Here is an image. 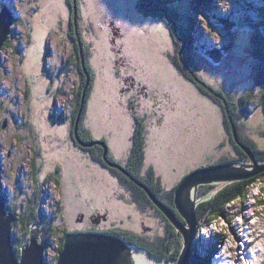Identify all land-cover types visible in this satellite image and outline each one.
Here are the masks:
<instances>
[{
  "label": "rangeland",
  "instance_id": "obj_1",
  "mask_svg": "<svg viewBox=\"0 0 264 264\" xmlns=\"http://www.w3.org/2000/svg\"><path fill=\"white\" fill-rule=\"evenodd\" d=\"M81 2L84 14L93 24L89 30L91 23L84 21L83 28L86 40L91 46L92 41L97 43L92 47L91 59L100 76V80L94 83L96 90L93 89L89 98L84 127L87 129L90 127L95 133L97 129L110 127L114 134L109 145L112 146L116 157L123 159V148L129 144L131 123L135 122L132 113L143 112L139 111L138 107L129 109L127 100L119 98V94L115 97L112 90L116 88L121 90L130 86L128 83L131 82L132 64L142 67L147 73L158 71L153 72L158 90L147 88L146 91L149 117L145 129L155 137L156 145L169 146L170 141V146L172 144L176 146L170 156L164 154L165 149L156 156H150L151 164H144L142 167V176L146 177L152 169L156 178L162 179L161 195L165 196L177 185L175 173L196 166V162H211L212 159L206 160V157L216 152L218 149L216 142L219 139L223 141V145L218 154H215V159L228 157L235 160L236 157H240L235 148L238 145V136L233 133L236 143L229 139L230 129L225 126L223 109L212 98L200 92L193 81L185 75L184 70L186 64H189L190 69L187 67L189 70L196 69L213 87H223L233 92L234 101L239 103L240 96L253 85L256 66L254 53L257 51L252 44L255 30L250 24L260 20L259 12L264 9V0H177L166 7L169 10L167 14L176 21L175 27L166 22H171V19L166 18V11H163L165 8L152 18L143 17L137 9L138 0H81ZM5 5L8 6V12L15 16L16 22L11 26V32L8 34V46L2 48L0 52L1 188L7 195L9 205L17 209L15 211L18 216L25 212L27 198L33 196L35 190H41L43 210L50 215H63L59 216L58 221L52 220L54 226L59 224L62 228L70 226L75 228L74 219L77 216L75 207L67 205L69 193L72 192V183H69L71 181L69 166L68 170L62 171L64 184L49 178V175L55 171L54 164L59 162L57 150L59 152L61 148H67L72 140L70 134L72 122L68 115L71 104L68 103L73 99L75 80L73 68L75 67L69 65L67 61L75 48L71 37L70 5L67 0H0V11ZM226 20L229 21L227 24H231V28L225 26ZM178 30L187 37L188 46L184 54L178 48V43H181ZM216 36H219V40ZM112 39L116 40L115 49H118L119 44L121 48L110 54L109 47L114 43L111 42ZM204 47L218 50L222 61L215 62L204 58L209 56L202 53ZM177 55H181L180 58L183 56L184 60H176ZM101 57H106L109 61L113 60L110 65H106ZM120 59L128 66L125 67ZM190 60L193 63H190ZM181 63L185 65L184 68ZM49 70L53 72L52 77ZM145 83L146 81L136 82L135 87L142 90ZM28 85L31 87L29 98L25 96ZM11 88H15V96L9 95L12 92ZM60 89H63L61 94H59ZM250 91L252 90L248 92ZM130 94H133V91ZM5 98L11 103H3ZM138 101L143 100L140 98ZM139 104L143 105L140 102ZM167 106L168 111L165 112ZM247 108L250 113L238 119L240 133L245 138L253 140L255 147L260 151H264V111L259 104L257 105L256 99L249 102ZM53 110L54 118L57 120L55 122L50 116ZM153 110L157 113L154 114ZM227 111L229 113L230 110ZM26 123L33 127L34 135L27 127L18 128V124L24 126ZM178 137L183 143L177 141ZM201 137H205L206 142L202 151L198 149L200 145L202 146ZM82 138L80 134V139L83 140ZM75 149L71 146V154H74L72 157H80L76 162L80 159L84 161L86 153ZM105 150L103 156L108 160L107 146ZM200 154L197 159H193ZM181 155L184 157L181 158ZM251 160L252 157L249 155L244 162L235 160L231 163L254 165ZM88 164H95L90 166L94 167L99 163L95 161ZM253 168L254 166L244 167L245 170H253ZM172 169H176L177 172H173ZM232 181L235 180L206 183L204 187L202 184L198 187L193 186L190 190V200L196 205L201 198L199 194L210 189L209 192L212 193L208 195H211L225 183ZM9 184L14 186L12 190ZM103 184L98 185L102 190L96 192L111 195L110 205L113 208L111 210L113 217L107 222V227L111 226L113 224L111 220H115L116 215L120 214L117 210L120 208L119 205L123 206V211H127V215L133 214L138 218L142 214L135 210V203L131 201L133 196L121 186L120 182L113 181L112 185L108 186ZM209 184H213V187L210 188ZM117 188L123 191V195L115 200L118 196ZM59 199L63 200L61 206L63 209L56 211L58 210L56 203ZM108 201L110 200L107 198ZM146 208L145 213L154 214L145 215L144 219L146 238L153 242L167 232L168 221L157 214V209L155 211L150 206ZM225 212V217L215 221L217 224L222 221V227L213 228V224L206 225L205 228L209 229L207 233L197 228L192 250L195 247L198 259L203 258L202 264H222V260L226 262L225 264H228L229 260H232V264H239L242 251L245 258H250L247 241H245L247 246L244 244L241 249L239 237L243 235L247 238L257 231L264 233V181L255 184L247 196L227 206ZM17 222L13 232L17 237H21L23 229L19 217ZM123 223L128 229L139 234V228L135 223L131 221ZM149 227H152V231L146 230ZM33 229L42 230L40 226H33ZM178 234V239L181 237L182 242L178 244L182 247L184 236L179 229ZM172 237L177 239V236ZM229 237L237 240L236 258L221 254L225 247L233 251L227 245ZM39 240L42 241L41 235ZM170 240V253L174 254V258H170L169 263L164 258L159 260L150 256L137 246L132 244L129 246L150 261L173 264L178 260L179 255L175 253L176 244L171 238ZM58 247L59 236L55 234V237H51V244L46 250L49 264H57Z\"/></svg>",
  "mask_w": 264,
  "mask_h": 264
},
{
  "label": "trees",
  "instance_id": "obj_2",
  "mask_svg": "<svg viewBox=\"0 0 264 264\" xmlns=\"http://www.w3.org/2000/svg\"><path fill=\"white\" fill-rule=\"evenodd\" d=\"M67 1L69 2V5H70L69 6L70 7L69 10L71 13L70 24H71V30H72L71 37H72V40L74 41V48H75L74 52L71 53L69 61H67V63H69V65H73L75 67V68H73L74 75H75V80H74V85H73V99H71L68 103V104H71V110L68 113V115H70V119L72 122V130H71L70 134H72V132L74 131L77 140L79 141V143L82 146L99 144L101 146L102 153H104L106 151L105 147L107 146V150L109 153L108 141H111V136L114 134V132L111 130V128L108 126H106L104 128V131L107 135L106 137L109 139V140H107V138H105V137H100V138L96 137V136H99L102 133H104V132H102V130L97 129V133H95V131L94 130L92 131L90 129V127H89V129L84 127V121L87 118L85 114L89 108V98L92 95L91 92L93 91V89H94V91L96 90V88L94 87V85H95L94 83H95V81L97 83V80H100V76L97 74V68L95 65L94 66L92 65V59H91V55L93 53L92 47H93V45H95L97 43L95 41H92L93 44L91 46V43L88 42V40H86V36L84 33V28H83V22L84 21H87V23H91V26L88 28L89 30L91 29L93 24H92L90 18L87 19V15L84 14V10L82 7L83 5H82L81 0H67ZM103 1H106V0H103ZM175 1H177V0H138L137 9H138L139 13L143 15V17L152 18V16H155L156 14L158 15L161 12V10H163L165 8V10H163V11H166L165 12L166 18H168L169 20L171 19V22L170 21H166V22L170 26L172 25L173 27H175L176 21H175V19L170 18V16L167 14V13H169V10L166 8L168 4H171ZM259 15H260V20L259 21H253L254 23L250 24L252 26L251 28L255 30L254 35L252 37V44H253V47H255L256 51H257L254 53V60L256 61V66L254 67L253 85L250 88L252 91L248 92L250 90L249 89L245 93H243L240 96V100H239L240 102L239 103L234 101L235 99H234L233 92H229L223 87H216V88L213 87V85H210L208 83V81L196 71V69L189 70L190 69V67H188V66H190L189 64H186L189 69L186 67L184 72H185V75L190 80L193 81L194 85L199 89L200 92H202L203 94H205L209 98H212V100H214V102L218 103L220 105L221 109H223V111L225 113L224 114L225 126L228 130L230 129L229 130V135H230L229 139L230 140H232L231 137H232L233 133L236 131V134L238 136V145L235 148H236L237 153L239 154L240 157H236L237 159H235V160H240V161L244 162V161H246L247 158H249V155L247 154L245 149L242 147V146H244V147L250 149L254 153L256 160H258V162L260 163V162H264V151H260L258 148L255 147V144L252 142L253 140H249L250 138H248V139L245 138L240 133L241 129H240V124H239V120H238L239 118H241L242 115H248L250 113L249 108H247V106H248L249 102H251L253 99L257 100V105L259 104L261 109L264 111V37H263V33H264V28H263V26H264V9L260 10ZM227 22H229V21L226 20L225 26H227L228 28H231V24H227ZM254 25H255V27H253ZM228 30H230V29H228ZM178 33H179L178 38L181 39V43L180 44L178 43V48H179V51L182 54H184V52H186L187 46H188L187 37L185 35L183 36L180 31ZM173 35H175V34H173ZM111 42H112V40H111ZM8 43H9V41H7L5 43L3 48L8 46ZM115 45H116V40L109 47V48H111L110 54H112L113 51H117V50L119 51V49L121 48V46L119 44L118 49H115ZM226 48H228V47H226ZM212 49L213 48L209 49V48L204 47V50H202V53L203 54H209L208 57L204 56V58H206L210 61H215V62L216 61L217 62L222 61L220 52L218 50H212ZM181 55H177L176 60H178V61L184 60L183 56H182V58H180ZM101 60L104 62V64L106 63V65H108V64L110 65L111 64L110 62L113 59L111 61H109V59H107L106 57H104V58L101 57ZM120 61L123 62L121 59H120ZM183 62L186 63L185 61H183ZM189 62L193 63L192 60H190ZM182 63H181V65L184 68L185 65ZM122 64L125 67L127 65L124 62ZM49 68H52V67H49ZM120 72H121V70H119V73ZM49 73H50V76L52 77L53 72L51 70H49ZM27 87L28 88L26 90L25 96H27V98H29L31 87L29 85ZM62 90L63 89L59 90V94H61V92H63ZM11 91L12 92H10L11 94L9 93V95L15 96V88L12 89ZM112 91L114 93H116L115 89ZM109 93L110 92H108V95H109ZM115 97H116V94H115ZM3 103H11V102H8L7 99L5 98L3 100ZM227 105H228V107H227ZM228 109L230 110L229 113L227 111ZM239 110H240V112H239ZM244 111H246V112H244ZM138 114L140 115V117L137 116V118H139V119L137 121L135 119V122H137L136 123V130H138V135L135 136V138H133V140H131L130 136H129V144L127 145V147L123 148L125 157L127 156L128 151L129 150L131 151V155L129 157V160L132 164H129L128 167H123V164H118V166L122 170L125 168L123 170L124 173L127 174V176H129L130 178H132V180L135 181L136 183L140 182L141 184H144L147 187L149 186V188H151L152 193L155 194L156 198L161 203L172 208L177 213L179 218H182V217H180L181 215L178 212L176 204H175V193H176L177 187L181 184V182L183 180L181 182H179L174 176V178L177 180V185L175 187H173L164 196V195H161L162 188H163L162 179L160 177L156 178L154 171L152 169L150 170V172L147 173L146 177L141 175L143 165L144 164H151V162H149V159H150V156L153 155L148 150L146 151L145 148L150 145V142H151V145H155V143H152L153 142L152 138L150 141L148 140L147 142L144 140V136H143L144 130H145V135L149 134L152 136V133L150 131L148 132V130L145 129V126H144L145 119L147 120V115L141 114V113H138ZM50 116H52L54 118V116H55L54 110L50 112ZM53 120L55 121L56 119L54 118ZM60 122H61V120H60ZM131 125H132V130H133L135 128V125H134V123H131ZM22 127H27L30 130V133H32V135H34V131H33L34 129L29 123L24 124V126H21V124L20 125L18 124L19 129H21ZM197 128H200V127H197ZM231 129H232V131H231ZM132 130H130L129 135H132ZM78 132H79V134H78ZM80 134H81V137H83L82 138L83 140L80 139ZM154 140H155V137H154ZM233 141H234V143H236L235 140H233ZM70 143L71 144L68 145L67 148H64V149L61 148V150H59V152L57 150V155H59V162H60V163L57 162L58 164H64V163H62L61 160H67L68 161L70 159V157H72L74 155L73 153L71 154V146H72V148L75 147L76 149H77V147L73 144L72 140ZM201 144H202V146L200 145V147H198V149H200V150L203 149V147L206 145L205 137L202 138ZM222 145H223V141L221 139H219L216 142V148H218L216 150V152L212 153L211 155L210 154L207 155L206 160L208 158H210V159H212L211 162H196V161L195 162L197 164H203V166L201 168L219 165V164H229L231 162H234L235 160L228 158V157L215 159V154L216 155L218 154V151H220L219 149L222 147ZM174 148H176V146H173V149ZM164 149L165 148H163V150ZM111 150H113V149L111 148ZM79 152H80V150H79ZM85 153L86 154H84V155H86V156H84V159H83L84 161H82L80 159V161H81V162L79 161L80 164H88V163H94L95 161H99V160H96L95 158H93L92 155H90L88 152H85ZM170 153H173V152H171V150H170ZM164 154L168 155L167 152H165ZM201 154L196 155V157H193V159H197L199 156H201ZM205 154H206V152H205ZM125 157L123 156V159H125ZM183 157H184V155H181V158H183ZM78 158H80V157L75 158V161ZM117 158L110 156L108 154V160L107 159H105V160L108 164H113V163L117 164V163H120V161L117 160ZM147 158H148V160H147ZM120 159L123 160L122 158H120ZM248 161L249 160H247V162ZM55 169H56V167H54V170ZM198 169H200V168H197L196 170H198ZM194 171H195V169H194ZM53 173H54V171H53ZM55 176H58V175L56 174ZM55 179H57V178H55ZM57 181L60 182L59 180H57ZM260 181L261 182L264 181V171L259 173L256 176H253V177L248 178V179L236 180V181L225 183L219 190H217L216 192H213V194H211V195H208V194L212 193V192H209V191H211L210 189L206 190L205 192H202V194H199L200 195L199 197H201V198L197 201V203L195 205L196 218L198 220L197 228L202 229V228H205L206 225L213 224L214 217H218V218L225 217L226 216L225 208L227 206L233 204V203L230 204V202L233 200L237 201V200L242 199L245 196H247L250 192V189H252V187L255 184L257 185ZM211 183H213V182H211ZM109 185H112V183ZM202 185L204 187L205 184H202ZM90 186H91V188L95 189L97 185H93V183H92V185H90ZM209 186L211 188V187H213V184H209ZM1 193H4V191L1 188V183H0V194ZM105 195L106 194H104V196ZM122 195H123V191L121 190L119 192L118 196L116 197V199H120L119 196H122ZM41 196H42V191L39 189L36 190L33 193V196L27 198V202H26L27 206L25 208V212L23 213V215L18 216L19 217V223L23 229L21 237H17L16 235H14V232H13L14 246H15V249H16L18 255H20L21 247L29 241L33 226H37V227L40 226L41 228H44V226H46V227L50 228V230H48L46 227L44 228V229H47L49 238L55 237V234L60 236V232L59 231L56 232L54 230V228L51 229V227H54V223L52 225V220H55V217H56V219L58 221V218L61 215L60 214L56 215V214H52V213H51L52 215L46 214L45 210H43V208L41 206V203H42ZM106 196L109 199L110 196H108V195H106ZM6 197H7V195H6ZM125 197H126V195H125ZM196 197H197V193H196ZM134 198L135 197H133V200H131V201H133L135 203V210L136 211L138 210L142 213L138 218L134 217L133 214L128 215L129 217L127 218V211H123V206L120 205V208L118 209V211L120 212L121 215L123 214L122 215L124 217L123 221L119 220L118 222H115L111 226H109L110 228H107V230H104L103 232H100V231H98V232L120 236L121 238L125 239L128 243H130L134 246H137V248L142 250L143 252L149 253L150 256H153L159 260L166 259V261L169 263L170 258H174V254L170 253V243H171L170 238L176 244V247L179 245L178 243L181 242L180 241L181 237H180V239H178L179 234H178L177 227L172 222H170V226L167 225V232L164 233V235L162 237L154 240L153 242H150L152 240L149 241L144 236L143 237L140 236L139 234L136 233V231L133 232L130 229H128L126 224L123 223L124 221H128V222L131 221V222L135 223L136 226L138 227L140 221L145 219V215H150V216L154 215L153 212H152V215L145 213L147 208H148V207L146 208V206H148V202H149L147 199H143L142 201L138 202L137 198H135V199ZM151 201H153V203H155L153 199ZM7 203H8V199H7ZM157 207L159 209H157L158 213L157 212L156 213L158 215L163 216L167 220L166 215L163 212V210H161L158 205H157ZM20 208H23V207H20ZM57 208H58V210H56V211H61L60 210L61 206H59V203H58ZM8 209H9V211H14V212H15V210H17L15 208V206H11V205H9V203H8ZM122 211H123V213H122ZM135 218H137V220H135ZM182 220H184V219L182 218ZM17 221H18V218H17L16 222H14V225H16V223L18 224ZM167 224H169V223H167ZM59 227H61V226L59 225ZM67 233H68V235L70 234L67 230H65L64 234L62 235V238H61V241H60V244L58 247L59 253L63 249ZM172 236H177V239H175ZM152 243H154L155 245H152ZM176 247L174 248L176 250V252H175L176 255L181 256V254L184 250L183 245H182V247L180 245H179V247H177V248ZM202 259H198V254L196 253V250L194 247L192 250L191 264H196V263L202 264V262H201ZM197 260H199V262ZM47 264H49V263H47Z\"/></svg>",
  "mask_w": 264,
  "mask_h": 264
},
{
  "label": "water",
  "instance_id": "obj_3",
  "mask_svg": "<svg viewBox=\"0 0 264 264\" xmlns=\"http://www.w3.org/2000/svg\"><path fill=\"white\" fill-rule=\"evenodd\" d=\"M7 9L8 6L5 5L0 11V52L9 39L11 26L16 22L13 13L10 14ZM244 149L252 157L254 165L231 163L203 167L183 179L176 189L178 198L175 193V204L184 220L180 219L172 208L161 203L149 187L138 182L184 236V250L173 264H190L192 243L198 225L195 203L190 200L191 188L211 182L248 179L264 171V164L256 160L250 149L246 147ZM114 165L119 167L118 164ZM249 166H254L253 170L244 169ZM16 220L17 214L8 209L6 194H0V264H47L46 250L51 244L47 230L41 228L40 241L32 229L29 241L21 247L18 255L13 239V226ZM129 245L130 243L117 235L71 233L59 253L57 264H160L143 257Z\"/></svg>",
  "mask_w": 264,
  "mask_h": 264
},
{
  "label": "flooded vegetation",
  "instance_id": "obj_4",
  "mask_svg": "<svg viewBox=\"0 0 264 264\" xmlns=\"http://www.w3.org/2000/svg\"><path fill=\"white\" fill-rule=\"evenodd\" d=\"M116 35H118V33ZM112 42H115V40L112 39ZM130 70H131L130 71L131 82L128 83V84H130V86L128 88H124L121 90L116 88L115 94H119V98H122V99L125 98L127 100V104H128L129 109H135L136 107H138L139 111L143 112L142 114H145V115H147V117H149L148 116L149 113L147 112V109L149 110V105L146 104L148 92H146V91H147V88L150 90H158V88L156 87L157 86V80L153 79L154 78L153 72H158V71L153 70L152 72L147 73L145 71V69H143L142 67H138V66H135L132 64H131ZM143 81H146V83H145L146 85L142 90L135 87L136 82L141 83ZM131 91H133V94H130ZM109 92H111V89ZM164 94L165 93L163 92V95ZM168 97H170V95ZM168 97H167V99H168ZM140 98H142L143 101H138ZM121 102L122 101H120V103ZM139 102L143 103V105L139 104ZM160 109H161V107H160ZM167 111H168V106H167L165 112H167ZM137 112L138 111H134L132 113V116L134 119H136V121L139 119V118H137V116L140 117V115ZM153 112H154V114L157 113L155 110H153ZM136 123L137 122H134L135 128L132 130V135H130L131 140H133V138H135V136L138 135V130H136ZM146 123H147V120L145 119L144 126H146ZM102 132H104V133H102L101 135L96 136V137L97 138H100V137L107 138L106 137L107 135H106L104 129H102ZM143 136H144V140L146 142L148 140L150 141L152 138V140H153L152 143H155L154 136H151L149 134L145 135V130H144ZM233 137H234V134L231 137V139H232L231 141L234 140ZM71 139L73 141V144L77 147L78 150L88 152L90 155H92L93 158H95L96 160H99L98 161L99 164H97L94 167H90V166L95 165V164H80L79 161L78 162L74 161V159H75L74 157L73 158L70 157V159L68 161L67 160H61L62 163H64V164H54V167H56V169H55L54 173L52 172V174L49 175V178H52V179L57 178L55 180L61 181L62 184H64L62 171H64L65 169L68 170V166H69V170H70L69 178L71 179V181H69V183H72L71 184L72 192L70 191L71 193H69V199H68L67 205H72V207H75L74 210H76V214H77L76 218L74 219L75 228H73L71 226L62 228V227H59V225H56L54 227L50 226L51 229L54 228V230L56 232H58V231L60 232L59 244H60L62 235L64 234L65 230H67L70 234L71 233H99L98 231L103 232L104 230H107V228H110V227H107L106 225H107V222L110 221V218L113 217V215H112L113 213L111 212V210H113V208L110 205L111 195L109 197L110 201L107 202V196L106 195L104 196V194H102L101 192L99 194L96 193V191L102 190V189L100 190V188L98 187V185L101 183H104L103 186H108L113 181L114 182H120L121 186H123V188L125 190H128L131 193V196L137 198L138 202L142 201L143 199H147L149 201L148 206L154 208V210L159 209L157 207V205L155 203H153V201H151L152 199L150 198L148 192L141 185H139L138 183L133 181L132 178L127 176V174H125L121 168L115 166L114 164H108L106 162L105 157L103 156V153L101 151V146L99 144L82 146L79 143V141L77 140L74 131L71 134ZM107 140H109V139L107 138ZM177 141L180 143H183V140H181L179 137H178ZM233 143H234V141H233ZM156 144L157 143H155V145H151V142H150V145L145 148L146 151L148 150L151 154H153L155 156H156V154L160 153L163 150V148L166 149V152L168 153L167 156H170V150H171V152H174V149H173L174 144H172L170 146V141H169V146H158ZM108 146H109V155L116 157V155L111 150L112 146L109 145V141H108ZM130 155H131V151L129 150L126 157L124 154L125 159L121 160L120 158L116 157L117 160L120 161V163H117V164H123V167H128L129 164H132L129 160ZM155 162H157V161L155 160ZM152 164H155V163H152ZM202 166H203V164H197L194 167L185 169L179 173H175L174 176L179 182H181L186 175H188L190 172L194 171V169L196 170L197 168H201ZM172 171L177 172L176 169H172ZM168 172H169V168L167 167V173ZM56 174L58 176H55ZM92 183H93V185H97L95 189L91 188L90 185H92ZM120 191L121 190L119 188L116 189V192L118 194ZM114 195H115V193H114ZM115 200H117V199L115 198ZM62 202H63V200L59 199L56 203V208L58 206V203H59V206H62ZM118 207H120V205ZM62 209L63 208H61L60 210H62ZM118 209L119 208H117V210ZM16 214H17V212H16ZM46 214H47V212H46ZM122 215L121 214L116 215L117 217H115V220H111V224L117 222L118 220L123 221L124 217ZM128 217L129 216L127 215V218ZM17 218H18V214H17ZM166 218H167L168 223H169L168 226H170V219L167 216H166ZM55 219H56V217H55ZM180 219H182V218H180ZM52 223H54V222H52ZM45 227L46 226H44V228ZM138 227H139V235L142 237L143 236L146 237L147 232L144 230L145 229L144 228V220L140 221ZM46 228L48 230H50V228H48V227H46ZM146 230L152 231V227H149ZM67 236L68 235H66V238H67ZM66 238H65V240H66ZM50 241H51V237H50Z\"/></svg>",
  "mask_w": 264,
  "mask_h": 264
},
{
  "label": "clouds",
  "instance_id": "obj_5",
  "mask_svg": "<svg viewBox=\"0 0 264 264\" xmlns=\"http://www.w3.org/2000/svg\"><path fill=\"white\" fill-rule=\"evenodd\" d=\"M225 7H227V4H225ZM216 39L219 40V36H216ZM43 179V177H41ZM13 185L9 184L10 190L13 189ZM2 194V193H1ZM57 195L59 196V192H57ZM236 200H233L230 202L231 203H236ZM219 218L214 217V222L212 227L213 228H219L222 227L223 222L221 221L219 224H217L215 221H217ZM239 219V217H237ZM203 232L207 233L209 229L207 228H202L201 229ZM226 231V229H224ZM245 241L248 243V252L251 254L250 258L245 256L241 253L240 255V260L239 264H264V233H261L260 231L255 232V234H250L247 238H243V240H239V246L241 249H243ZM228 246H230L233 251H229V247H225L222 250V255L225 257H232L236 258L237 253L235 249L237 248V240L232 239L229 237ZM228 264H232V260L228 261Z\"/></svg>",
  "mask_w": 264,
  "mask_h": 264
},
{
  "label": "bare ground",
  "instance_id": "obj_6",
  "mask_svg": "<svg viewBox=\"0 0 264 264\" xmlns=\"http://www.w3.org/2000/svg\"><path fill=\"white\" fill-rule=\"evenodd\" d=\"M10 11V10H9ZM42 231V230H41ZM41 231L39 229H37L35 232L37 234V236L41 235ZM68 235V234H67ZM113 235V234H112ZM241 237H239L240 240H243L244 236L243 235H240ZM120 237V236H119ZM243 237V238H242ZM223 241V240H222ZM51 242V241H50ZM245 246H247V243H245ZM238 248V247H237ZM192 250V248H191ZM192 253V252H191ZM250 254V253H249ZM191 258V257H190ZM216 261V260H215ZM223 262V263H222ZM222 264H225L226 262L224 260H222Z\"/></svg>",
  "mask_w": 264,
  "mask_h": 264
},
{
  "label": "snow or ice",
  "instance_id": "obj_7",
  "mask_svg": "<svg viewBox=\"0 0 264 264\" xmlns=\"http://www.w3.org/2000/svg\"><path fill=\"white\" fill-rule=\"evenodd\" d=\"M176 195H177V198H178V192L176 193Z\"/></svg>",
  "mask_w": 264,
  "mask_h": 264
}]
</instances>
